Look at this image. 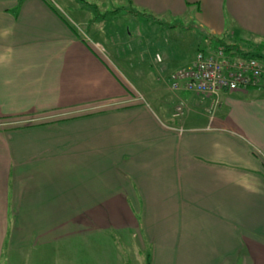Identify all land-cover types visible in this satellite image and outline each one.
Instances as JSON below:
<instances>
[{
	"label": "crops",
	"instance_id": "0c3cea01",
	"mask_svg": "<svg viewBox=\"0 0 264 264\" xmlns=\"http://www.w3.org/2000/svg\"><path fill=\"white\" fill-rule=\"evenodd\" d=\"M53 1L0 0V264H264V78L211 96L167 74L169 109L154 107L59 10L78 5L86 23L80 4L124 1ZM130 1L195 12L205 42L228 17L264 35V0ZM50 229L61 253L19 252Z\"/></svg>",
	"mask_w": 264,
	"mask_h": 264
},
{
	"label": "rangeland",
	"instance_id": "374dc122",
	"mask_svg": "<svg viewBox=\"0 0 264 264\" xmlns=\"http://www.w3.org/2000/svg\"><path fill=\"white\" fill-rule=\"evenodd\" d=\"M123 1V3H118L120 5L108 3L107 7L100 9L99 12H96L95 5L80 4L84 9L82 11L83 17L88 18L86 20L88 24L76 19V14L79 15L76 11L79 7L78 5L75 8L71 3H66V6L61 3V9H59L58 5L57 8L66 18L70 21L73 20L74 26H76L83 37L89 38V41L92 39V43L98 42V49L107 57L112 66L120 72L119 74L123 75L122 78L129 81L133 92L147 96L154 107H156L154 104L158 102L165 109H169V94L165 86L168 85L166 83L167 74L171 70L173 71V68L167 66L164 58L172 54H178L181 57H185L182 60H186L194 56L196 51L201 50L200 48L206 46L208 48L214 47L213 45L216 42L219 43V41L215 39V41L208 40L205 42L204 30L199 26L195 12L189 11L179 15L168 14L161 17L139 8L131 1L129 3L128 0ZM53 2L60 3L58 0ZM224 24L227 30L218 35V37L223 39L228 45H236L245 51H254L258 44L264 41V35L255 37L245 33L241 35L235 34L230 28L229 17ZM97 26L100 27L99 32ZM236 26L238 25L236 24ZM157 55L160 56L161 60H157ZM258 58L264 63L263 58ZM182 62V65L187 64ZM172 63L175 64L176 62ZM176 65L178 64L174 66ZM153 79L160 87L157 101H153L152 96L148 95V92L154 89ZM178 106L182 107V113L178 117H182L186 112V107L179 98L176 104L172 106L174 108L173 117ZM50 230V233L43 238L34 236L31 239L33 241L27 248H24L27 243H23L21 247L24 249H20L19 252L24 251L31 255L61 253V245L66 242L61 240L60 236L57 237V229ZM29 239L24 241H29ZM43 240L44 242L42 243L41 241ZM96 247H98L96 252L104 253L105 251H110L109 246L104 243H99ZM118 250L120 249L116 246L114 251L123 255L122 250ZM116 260L119 262L120 258L117 257ZM30 261L32 262V260ZM130 263L134 264L132 260Z\"/></svg>",
	"mask_w": 264,
	"mask_h": 264
},
{
	"label": "built area",
	"instance_id": "2783aa9c",
	"mask_svg": "<svg viewBox=\"0 0 264 264\" xmlns=\"http://www.w3.org/2000/svg\"><path fill=\"white\" fill-rule=\"evenodd\" d=\"M157 60H161L157 55ZM264 63L257 57L239 55L236 48L218 45L198 50L191 62L168 75L172 90H187L217 96L221 91L261 87ZM174 116L182 113L176 108Z\"/></svg>",
	"mask_w": 264,
	"mask_h": 264
},
{
	"label": "trees",
	"instance_id": "16d2710c",
	"mask_svg": "<svg viewBox=\"0 0 264 264\" xmlns=\"http://www.w3.org/2000/svg\"><path fill=\"white\" fill-rule=\"evenodd\" d=\"M96 12H99L96 7H95ZM117 11V9H115ZM211 40L216 39L217 41H219V45L225 46L226 49L230 50L231 48H236L238 50V54L239 55H244V56H253V57H260L264 59V53H262L264 51V41H262L260 44H258L256 50L254 51H245L243 49H240L238 46L236 45H228L227 43H225V41H223V39H219V38H215L212 37L211 35H207Z\"/></svg>",
	"mask_w": 264,
	"mask_h": 264
}]
</instances>
